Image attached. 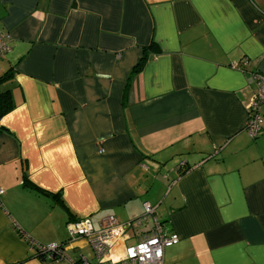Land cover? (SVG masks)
<instances>
[{
    "label": "crops",
    "instance_id": "0c3cea01",
    "mask_svg": "<svg viewBox=\"0 0 264 264\" xmlns=\"http://www.w3.org/2000/svg\"><path fill=\"white\" fill-rule=\"evenodd\" d=\"M0 30V264L95 262L69 225L144 203L179 237L164 264H264V0H0Z\"/></svg>",
    "mask_w": 264,
    "mask_h": 264
},
{
    "label": "built area",
    "instance_id": "2783aa9c",
    "mask_svg": "<svg viewBox=\"0 0 264 264\" xmlns=\"http://www.w3.org/2000/svg\"><path fill=\"white\" fill-rule=\"evenodd\" d=\"M11 36L0 30V60L10 51ZM251 61L244 58L233 64L234 69H245ZM256 90L248 106L246 130L252 139L261 133L262 108L264 107V75L254 74ZM177 171L187 172L186 163L181 162ZM4 191L0 188V195ZM142 217L120 222L115 216H106L94 229L90 218L79 219L69 225L70 240L86 239L95 253V262L80 257L78 262L65 256L62 246L52 244L43 246L32 241L31 246L37 254H47L49 260H67L69 264H164L167 248L178 244L179 237L170 233L166 225L156 216L157 207L143 204ZM149 220L150 226L145 222Z\"/></svg>",
    "mask_w": 264,
    "mask_h": 264
},
{
    "label": "trees",
    "instance_id": "16d2710c",
    "mask_svg": "<svg viewBox=\"0 0 264 264\" xmlns=\"http://www.w3.org/2000/svg\"><path fill=\"white\" fill-rule=\"evenodd\" d=\"M144 61H145V59L140 61V63L135 68V71H138L142 68ZM11 77H12V70H9L8 72H6L2 76H0V83H4V82L10 80ZM13 108H14V101H13L11 91L7 90L5 92L0 93V119H1V117H3L5 114H7ZM4 130H5V128L0 126V133L3 132ZM54 196L58 197V196H60V194L58 193ZM36 257H39L41 259H47L48 255L46 253L45 254L40 253V254H36ZM51 261L55 262L54 260H51Z\"/></svg>",
    "mask_w": 264,
    "mask_h": 264
},
{
    "label": "rangeland",
    "instance_id": "374dc122",
    "mask_svg": "<svg viewBox=\"0 0 264 264\" xmlns=\"http://www.w3.org/2000/svg\"><path fill=\"white\" fill-rule=\"evenodd\" d=\"M83 254L90 259L94 258L95 256V253L91 247L86 248V250L83 251Z\"/></svg>",
    "mask_w": 264,
    "mask_h": 264
}]
</instances>
